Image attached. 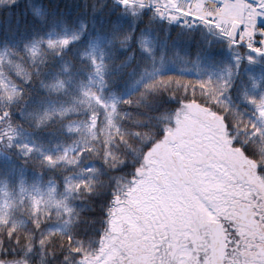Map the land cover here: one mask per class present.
<instances>
[{"label":"snow or ice","instance_id":"obj_1","mask_svg":"<svg viewBox=\"0 0 264 264\" xmlns=\"http://www.w3.org/2000/svg\"><path fill=\"white\" fill-rule=\"evenodd\" d=\"M0 264H264V0H0Z\"/></svg>","mask_w":264,"mask_h":264}]
</instances>
